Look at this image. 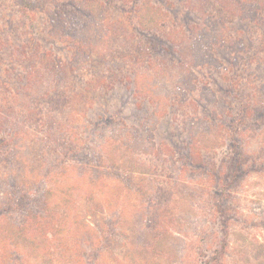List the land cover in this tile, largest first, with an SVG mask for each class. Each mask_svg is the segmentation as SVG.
Segmentation results:
<instances>
[{
    "label": "trees",
    "instance_id": "trees-1",
    "mask_svg": "<svg viewBox=\"0 0 264 264\" xmlns=\"http://www.w3.org/2000/svg\"><path fill=\"white\" fill-rule=\"evenodd\" d=\"M11 2L17 17L23 18V28L20 20L12 26L13 32H8L1 13L0 33L6 39L14 35L24 41L16 46L0 45V73L3 69L4 76L9 75L16 65L15 77L23 83L17 86L3 81L8 88L4 97L0 96V168L8 171L0 173V264H32L18 247L37 249L45 258L59 251L62 243L69 246L66 253H56L59 264H98L107 252L105 244L114 242L116 229L133 220L139 222L145 234L139 244L129 248L130 264H174L176 257L183 262L180 247L187 250L193 245L187 241L192 236L210 247L214 244L211 257L204 264H264V237L259 240L255 234L246 233L252 234V241L246 235L240 247L227 251L232 226L235 229L238 216H242L243 207L239 209L235 202L236 190L245 180H238L243 177L241 166L257 164L264 170V149L255 160L252 156L257 153L247 154L244 146L249 143L248 135L264 136V35L260 34L263 38L258 51H251L255 30L262 28L264 32V0H183L180 7L172 1L157 0ZM197 14L202 18L193 23L191 20ZM182 18L190 19V25H185ZM242 22H247L248 27H236ZM177 31L186 37L176 38ZM96 39L102 44L94 42ZM185 41L191 45L184 44ZM59 43L68 45L65 50L73 52L71 57L63 59L53 54L54 50L64 51L56 46ZM197 44L207 47L211 57L200 53ZM12 60L9 69L2 68V63ZM83 63L90 69H84ZM202 66L221 74L219 79L227 83L222 105L239 107L232 120L233 129H229L236 150L225 154L220 165L211 163V168L201 160L200 151L205 145H197V123L182 121L178 111L179 104L188 96L192 100L190 93L203 87V95L211 98V105L218 103V85L211 84L210 88L196 76ZM146 73L150 74L147 79L155 82H167L168 78L171 82L170 91L164 93L162 110L156 94L140 90L139 78ZM155 87L158 88L157 83ZM72 111L79 116L74 118L77 122L72 120ZM52 113L55 116H50ZM26 126L39 132L41 147L54 157V162L61 156L58 165L49 160L47 163L44 157L49 171L76 165L81 169L79 179H75L80 187L60 178L54 173L58 169L50 175L53 184L37 179L28 185L23 178L19 179L20 175L11 167L22 135L29 132L23 130ZM185 131L189 137L183 142L181 136ZM157 132L165 136L156 143L160 151L172 148L183 153L184 163L191 169L203 168L199 171L206 175L208 185L204 186V193L211 206L200 207L203 219L199 225L190 224L188 212L184 217L176 215L168 206L175 192L169 194L163 189L160 194L159 180L155 181L156 186L148 185L154 186L147 191L154 196L153 200L143 189L137 191L142 209L129 203L130 193L138 189L129 185L133 173L146 172L139 167L138 157L149 153L146 147L153 144ZM196 146L199 151H195ZM131 151L135 160L130 158ZM244 155L248 158L243 162ZM102 167L112 168L119 177L118 193L108 195L107 191L104 201L99 196L100 207L109 208L100 223L78 221V216L75 218L70 212V206L76 205L75 198L87 208L84 217L93 212L95 216L90 220L99 216V203L91 189L97 184L95 171ZM240 219L244 221L243 228L252 222L250 230L264 229V211L259 216ZM60 227H83L94 237L85 241H79L82 236L66 237L58 241ZM212 233H220L218 239L211 237ZM187 264H197V260L191 258Z\"/></svg>",
    "mask_w": 264,
    "mask_h": 264
},
{
    "label": "rangeland",
    "instance_id": "rangeland-1",
    "mask_svg": "<svg viewBox=\"0 0 264 264\" xmlns=\"http://www.w3.org/2000/svg\"><path fill=\"white\" fill-rule=\"evenodd\" d=\"M158 2L162 1H172L173 3H177L179 7L181 6V2L183 0H157ZM183 3V2H182ZM209 11V10H208ZM3 14V22L6 24L8 32L11 31L13 28L12 26L15 25V23H18L21 20V25L23 28V18L17 17L15 13V8L11 2V0H1L0 3V14ZM196 18H193L191 21L193 23H199L201 20L200 15H196ZM200 17V18H199ZM192 18V16H191ZM42 20V18H39ZM190 20V19H188ZM188 20H184L182 18V21H185V25H190L188 24ZM211 23V18L207 19ZM192 23V22H190ZM0 24L2 25V22L0 20ZM247 22H242L238 23L236 27H244L247 28L248 25ZM247 26V27H246ZM25 27V26H24ZM19 29V30H22ZM185 30V29H183ZM254 31V30H253ZM14 34V33H13ZM261 35H264V32L262 28H258L254 32V36L252 37L253 44L251 51L256 52L260 48V40L263 38ZM174 35H176V38L179 37H186L182 32L179 33L177 31L176 33L174 32ZM96 36V35H94ZM249 36V33H246V37ZM211 39V34L208 37V40ZM21 41H24L23 39H16L14 35L12 37L10 36L9 39H6V36L0 33V45L2 43H8L10 45H20ZM94 42L97 44H102L98 39H96ZM104 43V42H103ZM189 42L185 41L184 44H188ZM201 41L198 43L200 44ZM196 45V49L200 51L203 55H207L208 57H211V54L207 51V47H203L202 45ZM189 45H191L189 43ZM59 48L64 49V51H58L54 50L52 51L54 55L57 57H62L68 58L71 57L72 51H67L65 48H67L65 45L62 43L57 44ZM65 46V47H64ZM101 47V46H100ZM206 48V49H205ZM264 49V48H262ZM9 53V51H7ZM95 57V56H94ZM49 58V57H48ZM97 58V57H96ZM264 58V57H263ZM99 59V58H98ZM56 60V59H55ZM98 63H100V60L97 61L94 60ZM10 63H13V60L11 62H4L2 63V68L4 67L5 69H9L11 65ZM15 63V61H14ZM211 64V60L209 62ZM84 65V69L88 70L90 69L87 64H81ZM17 66L15 65L14 71H12L9 75H5L3 73V69H1V78H0V96L3 95L4 90L8 88V84L4 85L3 81H11L13 85L19 86V83H23L22 81H19L16 77L15 74L18 72ZM263 68H264V62H263ZM99 70V68L97 69ZM78 71V70H77ZM227 74L231 75V72H226ZM264 74V73H263ZM3 75V76H2ZM146 75H150L148 73L144 75H141L139 78V84H140V90L141 92H147V89L149 90L150 94L154 93L159 97L160 101V106L161 109H164V100H165V94L166 91H170L171 89V82L168 78V81H162L160 79L159 81L155 82L153 79H147ZM262 75V74H261ZM199 79H201L202 82H207V85L211 88V84L213 85L214 83L218 85L216 88L219 92V101L216 104L211 105V98L210 100L206 98L203 95V85H201L203 88L199 89L196 93H190V96L192 95L193 98L192 100L189 101L188 97L186 98L185 102H182L179 104V118L184 121L183 119H187L188 121L194 122L196 126L199 129V132L197 133L196 140H197V145L198 147H203V144L205 145V148H202L200 151L202 157V161L206 164L205 166H210L211 168V163L216 162L217 165H220L221 158L225 154L231 153V151H235V144H233L231 134L229 129H233V123L232 120L234 119L233 117L237 116V109L239 108L238 105H232L228 106L226 103L222 105V97H223V91L227 85V83L221 81L219 78L221 74H216V73H211V70L207 69L206 67L202 66V69L198 74L196 75ZM264 76V75H263ZM6 77V78H5ZM157 83V87H155ZM38 91V90H36ZM8 98V96L6 95ZM139 96L137 97L138 101ZM194 99V100H193ZM163 100V101H162ZM162 102V103H161ZM44 104V103H43ZM42 104V105H43ZM227 105V106H226ZM44 110L46 111L48 108L46 105L43 106ZM206 108V110H205ZM75 109H78L75 107ZM213 114L216 115V118L213 117ZM72 115V120L74 122H77L74 120V118L77 115L76 112H71ZM50 116H55L54 113L50 114ZM79 117V116H78ZM48 122V120H45ZM212 121V122H211ZM195 129V128H194ZM238 129L235 128L234 132ZM241 130V128H239ZM23 130H28L29 132L27 135L24 134L22 135L21 140L22 142L18 143V150L16 154V159L14 161V165H12L11 169H13L14 173H18L20 175L19 179H24L26 181V184L30 185L37 179L42 181L43 179H46L47 182L50 184L51 181L50 178L53 174V171L55 169H58L59 172H54L57 173L60 178H64L65 180H69V183H73L80 187V184H76L75 179H79V172L81 169L78 168V166H70V167H65L64 170L63 168H55L51 169L49 171L47 167V160L49 162L55 163V165H58L62 161L61 156L59 159L54 162L53 158L50 155L47 154L46 149L44 150L43 147H41V143L38 139V136H40L39 132H36L35 129L30 127H25ZM34 133V134H30ZM236 135V134H235ZM165 136H161L156 133L155 140L153 139V144H148L147 145V152L148 154H145L144 156H141L140 158L138 157V160L140 161L138 163L139 167H142L145 169V173L137 171L136 173H133V180L129 183L130 187H138V189H134L136 192H128L130 193L129 195V203L130 205H134L137 209H142L140 206V201H139V195L137 191L143 189L142 191L145 193V195L148 197V199L151 201L153 200L154 196H151V194H147V191L151 190L154 188V186H148L150 184L155 185L156 180H159L160 184V191L159 193H163V189H167V193H172L173 191L175 194L172 196L173 200L169 202L168 206L172 208V210L176 213L177 216H185L188 212V217L190 224L199 225L201 220L203 219L202 215L203 212L201 211L200 207L201 206H207L208 208L211 206V201L207 197V195L204 193V186L208 185L206 181V175L204 172L199 171L203 168H190L186 163H184V158H183V153L180 152H174V150L171 148L169 150L160 151L159 146L156 145L157 141L159 139H165ZM189 133L188 131H185L183 135L181 136V140L183 142H186L188 140ZM252 137V138H251ZM249 143H244L246 153L248 154L249 152L251 153L252 151L256 152L257 154H254L252 156V159L257 160V157L259 155V152L264 149V136L261 134L258 135H248ZM202 141V142H201ZM155 143V144H154ZM196 146L195 151H199L200 148ZM135 154L133 151L130 152V158L131 160H135ZM44 157L46 158V162H43ZM160 157V158H159ZM248 158V155H244V158L241 157L242 161L244 162ZM251 158V157H250ZM245 159V160H244ZM60 166V164H59ZM199 166V165H198ZM201 166V163H200ZM261 165H249L247 167H244V165L241 166V172L243 173V177H240V179H245L241 180L244 181V184L242 187L238 186L237 191V198L235 202L237 203L236 206L238 205L239 209L240 207H243L242 210V216L244 217L246 215H252V216H259L263 211H264V170L262 171L260 169ZM8 172L7 170H4V168H0V173ZM95 187L91 189V193L96 194L97 201L99 203V212L97 214L99 215L95 219H91L93 216H95V212H93L90 215H87L84 217V213L86 212L87 208L81 203H79L78 198H75L76 205H71L72 209L70 212L75 215V218L78 216V221H85L88 224H93V223H100L102 221L103 217L105 216L106 212L109 213V208L105 206L100 207V202H99V196L102 197L103 201L106 197L107 191H110L108 195H116L118 193V185H119V177L114 173V170L111 168L109 169L108 167H102L97 169L95 171ZM130 173V172H129ZM99 176V178H97ZM87 178L89 176H86ZM90 178V177H89ZM123 181V180H122ZM67 182H65L62 186V189L65 188L64 186L66 185ZM85 186H87V182H84ZM176 183V184H175ZM53 184V182L51 183ZM120 186H122V182L120 183ZM84 187V186H83ZM2 184H0V203L3 200L2 197ZM57 187L54 190V194H57ZM61 189V191H62ZM133 189V188H131ZM117 192V193H115ZM234 192V191H233ZM201 195V196H199ZM109 197V196H107ZM159 197V196H158ZM157 199V198H156ZM74 206V207H73ZM0 206V210H1ZM133 207V206H131ZM130 207V209H131ZM134 208V207H133ZM239 215V214H237ZM137 216V215H136ZM240 217V218H241ZM237 218V225H235V229L232 226V232L229 235V243L227 247V251L229 248H236L241 246V243L245 242V237L247 234L246 233H252L255 234L254 236L257 237L259 240H261L264 237V229H255L252 228L253 230H250L252 222H247L248 225L247 227L243 228L241 227V224L244 223V221H241V219ZM197 222V223H196ZM75 224V223H74ZM189 224V225H190ZM73 225L72 221L71 224ZM60 231L59 233H62L60 235H56L58 241H61L63 238H75L77 239V236H82L79 241H85V239H90L94 237V233H90L87 229H83V227L79 230L77 229H68L67 228H58ZM120 233H124L125 235H120ZM81 233V234H77ZM233 233V234H232ZM144 230L140 226L139 222L136 220L129 221L125 224L124 227H118L116 229V233H114V242H108L105 245L107 246V252L104 253L98 264H130V251L129 248H133V244L135 243H140V240L142 236L144 235ZM252 234L247 235L249 239L252 241V238L250 236ZM177 236H180L183 238L182 235L176 234ZM220 233H212L211 237H215L218 239ZM196 238L192 236L190 239H187V241L193 243L190 247L187 248V250H182V247H180L181 254L184 256L182 258L183 262H180L178 260V257H176V261L174 264L179 263H188L190 259L195 258L197 260V264H204L205 261L209 260L211 257V252L213 250L214 244L211 243V247L209 246V243H203L201 240L195 241ZM57 244L59 242H56ZM68 246L69 243H62L60 245V250L54 252L53 255L49 257L43 256V254L39 253L37 249L32 250L31 248H23L18 247V250L20 251L21 254L25 253L28 255L30 258V263L32 264H59L57 259H60L59 256H55L56 253L62 252L66 253L68 251ZM10 251L13 250V253L15 252L14 246L9 247ZM196 251L198 254L196 255ZM21 257H26V256H21ZM145 264H150L147 262H144ZM152 264H165V261H161L159 263H152ZM210 264V263H207Z\"/></svg>",
    "mask_w": 264,
    "mask_h": 264
}]
</instances>
